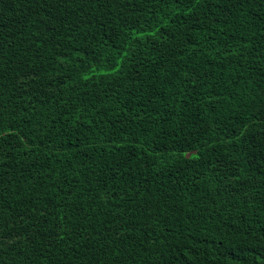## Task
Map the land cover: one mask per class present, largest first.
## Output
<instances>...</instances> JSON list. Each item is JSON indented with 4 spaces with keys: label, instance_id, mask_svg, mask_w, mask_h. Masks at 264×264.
Instances as JSON below:
<instances>
[{
    "label": "trees",
    "instance_id": "obj_1",
    "mask_svg": "<svg viewBox=\"0 0 264 264\" xmlns=\"http://www.w3.org/2000/svg\"><path fill=\"white\" fill-rule=\"evenodd\" d=\"M0 264H264V0H0Z\"/></svg>",
    "mask_w": 264,
    "mask_h": 264
}]
</instances>
